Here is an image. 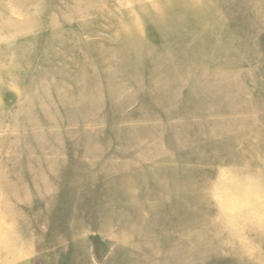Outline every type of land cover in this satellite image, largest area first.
<instances>
[{"label": "rangeland", "instance_id": "1", "mask_svg": "<svg viewBox=\"0 0 264 264\" xmlns=\"http://www.w3.org/2000/svg\"><path fill=\"white\" fill-rule=\"evenodd\" d=\"M0 264H264V0H0Z\"/></svg>", "mask_w": 264, "mask_h": 264}]
</instances>
